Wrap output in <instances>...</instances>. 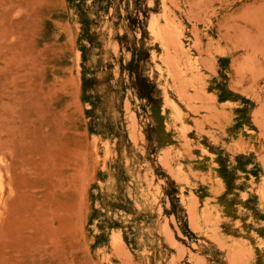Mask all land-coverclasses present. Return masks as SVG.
<instances>
[{
    "label": "rangeland",
    "instance_id": "374dc122",
    "mask_svg": "<svg viewBox=\"0 0 264 264\" xmlns=\"http://www.w3.org/2000/svg\"><path fill=\"white\" fill-rule=\"evenodd\" d=\"M0 155V264H264V0L6 1Z\"/></svg>",
    "mask_w": 264,
    "mask_h": 264
},
{
    "label": "bare ground",
    "instance_id": "6f19581e",
    "mask_svg": "<svg viewBox=\"0 0 264 264\" xmlns=\"http://www.w3.org/2000/svg\"><path fill=\"white\" fill-rule=\"evenodd\" d=\"M6 1H10V0H0V6L3 5V4H5ZM154 37H157V35H154ZM163 99H164V102H165V106L169 107V109L171 110V113H172V110H175L176 108H174L173 104L171 102H168L165 99L164 96H163ZM127 111H129V110L127 109ZM181 113H182V111H181ZM93 151H94V148H93ZM2 162H3V159L1 158V155H0V208H1V204H2V201H1V191L3 190V181H2L3 178H2V171H1V164H2ZM9 191L11 192L12 189L10 188Z\"/></svg>",
    "mask_w": 264,
    "mask_h": 264
}]
</instances>
